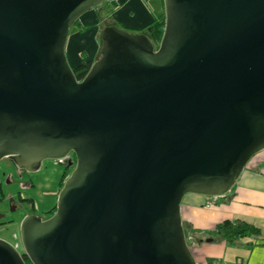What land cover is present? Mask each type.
<instances>
[{"label":"water","instance_id":"water-1","mask_svg":"<svg viewBox=\"0 0 264 264\" xmlns=\"http://www.w3.org/2000/svg\"><path fill=\"white\" fill-rule=\"evenodd\" d=\"M105 1L0 0V161L76 160L0 264H197L183 199L226 196L264 151V0H163L158 47L106 26L78 81L71 29Z\"/></svg>","mask_w":264,"mask_h":264},{"label":"crops","instance_id":"crops-1","mask_svg":"<svg viewBox=\"0 0 264 264\" xmlns=\"http://www.w3.org/2000/svg\"><path fill=\"white\" fill-rule=\"evenodd\" d=\"M113 2L118 4V8L112 2H107L106 7L89 11L81 17V24L92 28L85 33L75 28L73 34H70L66 52L71 66L96 59L100 46L99 32L106 26L120 24L124 28L139 31L160 17L164 11L162 2L156 3L155 8L160 6L157 10L158 16L154 15L153 0ZM101 12L107 17L105 26L99 28ZM182 218L183 224L188 225V230L185 231L196 243V249L192 252L197 264H264V151L251 159L226 196H185L182 202ZM226 221L251 224L259 230L260 235L245 236L228 244L217 232L213 237L205 234L214 231L218 224Z\"/></svg>","mask_w":264,"mask_h":264},{"label":"rangeland","instance_id":"rangeland-1","mask_svg":"<svg viewBox=\"0 0 264 264\" xmlns=\"http://www.w3.org/2000/svg\"><path fill=\"white\" fill-rule=\"evenodd\" d=\"M160 2L162 1L153 0V7L156 3ZM105 3H107V1L100 5V9H102L103 6L106 7ZM159 6L157 8L154 7V15L158 16L157 10L159 9ZM106 17L107 15L104 12H101V23L99 28L105 26ZM114 26L134 34L140 32L124 28L120 24ZM74 30V28L71 29V35ZM101 31L99 32V38ZM96 59L98 58L96 57ZM42 168L43 169L40 172H32L31 174L23 172V174L20 175L12 160L5 158L0 161V215H4L3 220L5 222V224L0 225V239L7 241L14 246L18 245V250L21 253L23 247L21 243L20 228L25 214L34 211L37 216L43 219H49L51 210L56 206L58 194L62 187L61 179L64 171L61 166L55 165L53 160H45L43 161ZM69 176L70 171L65 177H63V185ZM13 206L18 207L15 212L12 210ZM183 226L185 230H188L187 224H183ZM215 233L216 231L214 230L212 232H206L205 234L213 237ZM185 235L191 251H195L196 243L193 242V237L188 235L186 231ZM200 239L201 238L198 240L200 241ZM208 240L210 241L211 239Z\"/></svg>","mask_w":264,"mask_h":264},{"label":"trees","instance_id":"trees-1","mask_svg":"<svg viewBox=\"0 0 264 264\" xmlns=\"http://www.w3.org/2000/svg\"><path fill=\"white\" fill-rule=\"evenodd\" d=\"M108 2H112L115 8H118V4L113 2L114 0H107ZM162 5L164 9V3L162 0ZM96 9V8H95ZM94 10V9H93ZM77 28L81 33H85L89 31L92 27L91 26H84L81 24V21L78 20L74 26V29ZM164 29H165V14L164 11L162 15L155 20H153L150 24L146 25L142 29H140L138 33H143L147 35L151 41L155 44L156 47H158L162 36L164 34ZM102 42L100 40V49H101ZM100 49L99 53L97 54V58L100 57ZM84 54V53H83ZM82 54V55H83ZM81 55V57H82ZM83 56H86L85 54ZM83 58V57H82ZM95 59L94 61H96ZM93 61L90 62H81L78 66H76L73 69V72L75 73V76L78 81H82L84 77L88 74L91 66H92ZM62 186V185H61ZM55 213V207L51 210L50 214ZM216 232L220 235V237L228 244L236 242L240 240L242 237L245 236H258L260 235V232L257 228H255L253 225L244 223V222H231V221H226L221 224H218L216 226ZM23 260L25 261L26 264H31L30 260L28 259L27 256H23Z\"/></svg>","mask_w":264,"mask_h":264},{"label":"flooded vegetation","instance_id":"flooded-vegetation-1","mask_svg":"<svg viewBox=\"0 0 264 264\" xmlns=\"http://www.w3.org/2000/svg\"><path fill=\"white\" fill-rule=\"evenodd\" d=\"M108 2V1H107ZM97 9H100V5L97 7ZM110 26V25H109ZM54 161V163H55V165H58V166H61L62 167V170L64 171V173H63V175H62V179H61V185H62V187H63V182H64V178L63 177H65V175H67V173L70 171V174L72 173V171L74 170V168H75V158H74V155L71 153V154H69V156L67 157V158H65V159H62V160H53ZM43 163H42V165H41V167H40V169L38 170V171H35V172H40L43 168ZM17 170H18V172H19V174L20 175H22L23 174V172H27V173H29V174H31L32 173V171H27V170H25V169H19V168H17ZM26 185V184H25ZM24 185V186H25ZM28 186H30L29 184H27ZM62 187H61V189H62ZM18 209V207L17 206H13V208H12V210H14V212L16 211ZM0 216H3V217H1L0 218V225H3V224H5V222H4V215H0ZM27 216H37L35 213H34V211L33 212H29V213H26L25 214V217H27ZM52 216V214H50L49 215V217H51ZM24 217V218H25ZM38 218H40L41 220H47V219H43V218H41V217H39V216H37ZM48 217V218H49Z\"/></svg>","mask_w":264,"mask_h":264}]
</instances>
